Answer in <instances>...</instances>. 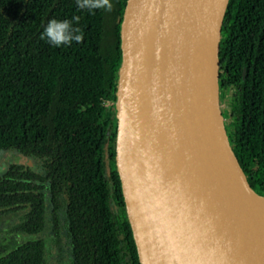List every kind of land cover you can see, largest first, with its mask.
Here are the masks:
<instances>
[{
    "label": "trees",
    "instance_id": "1",
    "mask_svg": "<svg viewBox=\"0 0 264 264\" xmlns=\"http://www.w3.org/2000/svg\"><path fill=\"white\" fill-rule=\"evenodd\" d=\"M126 3L90 13L76 0H0V151L41 162L39 171L21 163L0 170V215L26 210L18 229L29 234L42 232L49 214L57 229L63 215L73 264H124L126 256L141 264L116 164ZM72 16L79 44L41 39L49 19ZM220 62L221 105L234 112L230 142L264 195V0H229ZM46 247L42 238L0 244V264H44Z\"/></svg>",
    "mask_w": 264,
    "mask_h": 264
},
{
    "label": "water",
    "instance_id": "2",
    "mask_svg": "<svg viewBox=\"0 0 264 264\" xmlns=\"http://www.w3.org/2000/svg\"><path fill=\"white\" fill-rule=\"evenodd\" d=\"M229 0H127L116 164L141 264H264V197L220 101Z\"/></svg>",
    "mask_w": 264,
    "mask_h": 264
},
{
    "label": "rangeland",
    "instance_id": "3",
    "mask_svg": "<svg viewBox=\"0 0 264 264\" xmlns=\"http://www.w3.org/2000/svg\"><path fill=\"white\" fill-rule=\"evenodd\" d=\"M108 12H110L108 10ZM110 109H111V105ZM222 111L225 113L227 127L230 129V122L234 112L230 107L229 101H224L221 105ZM231 115V117H230ZM106 171L110 176L109 156L106 151ZM12 163L29 164L34 170H41V162L33 157H28L18 150L10 149L0 151V170H4ZM115 212L118 207L115 202L112 203ZM26 210L7 211L0 215V244L11 247L15 244L22 243L27 240L42 238L46 241V261L44 264H73V251L70 236L68 234L67 223L62 215L58 222V228L48 215L47 225L45 229L37 234H29L18 229ZM124 264H131L128 256L125 257Z\"/></svg>",
    "mask_w": 264,
    "mask_h": 264
},
{
    "label": "clouds",
    "instance_id": "4",
    "mask_svg": "<svg viewBox=\"0 0 264 264\" xmlns=\"http://www.w3.org/2000/svg\"><path fill=\"white\" fill-rule=\"evenodd\" d=\"M76 3L78 8L90 13L100 9L110 11L112 8L111 0H76ZM78 19L77 16L49 19L43 26L41 39L55 47L70 46L73 42L79 44L83 39V32L75 23Z\"/></svg>",
    "mask_w": 264,
    "mask_h": 264
},
{
    "label": "bare ground",
    "instance_id": "5",
    "mask_svg": "<svg viewBox=\"0 0 264 264\" xmlns=\"http://www.w3.org/2000/svg\"><path fill=\"white\" fill-rule=\"evenodd\" d=\"M254 205L256 206L257 210H264V199L255 198Z\"/></svg>",
    "mask_w": 264,
    "mask_h": 264
}]
</instances>
